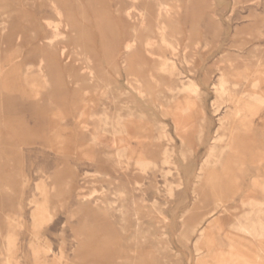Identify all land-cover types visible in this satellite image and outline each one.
<instances>
[{"label": "rangeland", "instance_id": "obj_1", "mask_svg": "<svg viewBox=\"0 0 264 264\" xmlns=\"http://www.w3.org/2000/svg\"><path fill=\"white\" fill-rule=\"evenodd\" d=\"M50 1L63 10L62 21L66 25V29L61 28L65 33L56 51L49 50L44 44L46 37L51 35L46 28V20L57 19ZM162 1L170 6L179 5L177 0ZM178 1L182 6L180 11L175 9L161 20H158L156 5L150 4L149 0L140 2L148 10L150 19L146 33L150 35L152 32L154 37L158 33V38L168 39L175 47L181 48L182 53L183 50L188 51L194 58L188 68L180 64L168 46L165 48L160 45L157 57L151 56L145 49L139 50L148 58L131 57L130 53L122 49L127 39L138 40L146 34L143 30L139 31L134 21L129 20L125 14L130 0H0V264L6 255L11 264H78L83 256L90 262L95 261L100 253L97 250L84 253L78 241L86 233L82 232L85 229H91L93 242L98 243L104 252L108 248L105 254L111 255V264L122 263L119 257L130 255L134 236L140 232L146 241L134 245L136 251H133V255L137 264H196L199 254L206 253V245L203 244L204 250L198 254L196 244L199 233L191 235L189 229V224L201 215L196 208V205L199 206L194 183L215 138L227 134L228 129L237 126L239 121L231 118L222 126V120L232 112L235 104L222 100L216 105L213 84L221 75L220 69H226L233 75L234 98L245 101L253 92L251 81L244 79L243 75L248 71L252 74L255 70L264 72V66L262 69L258 65L259 60L264 61V0ZM61 49L64 51L63 56L59 55ZM75 49L87 52H78L77 59L72 54ZM88 58L95 65L101 64L104 67H85L83 62L87 63ZM45 61L50 66V77L54 85L66 90L59 107L49 104L50 97L46 90L33 85L34 82L40 83V79L26 77ZM174 61L180 64L185 76L194 79L202 90L201 96L194 98L199 107L191 113L189 119L195 130L188 139L192 153L186 161L180 155L183 150L182 140L175 134L172 121L155 107V99L152 98L155 95L154 89L148 88L150 98L142 99L135 92L130 93L127 84L129 70L126 69H130L129 77L132 79H142L151 72L156 77L159 74L157 78L161 83L167 81L170 84L172 82L163 70L164 65ZM125 62L131 66L123 67ZM87 76L95 77L97 86L98 81L105 79L110 84V92L103 94L102 91L94 90L85 82ZM76 80L80 81L81 89L73 84ZM262 89L264 78L258 92L264 93ZM160 96L159 101L163 104L173 98L168 93ZM182 99L183 96H179L177 100ZM137 113L146 114L148 128L142 134V140L151 147L152 157L161 161L162 152L171 148L174 152L173 160L180 166L185 186L177 190L173 198L168 197L162 175L153 172L148 174L142 191L135 185L128 188L131 192L129 198L137 200L133 205L131 200L124 205L118 203L117 209L122 210L124 207L127 213L126 220H123L119 212L110 217L109 211L114 192L120 190L121 184L129 182L128 175L123 172L114 174L108 165H98L94 161L95 152L88 147L89 133L86 126L92 130L94 118L103 115L132 116L136 120L139 117ZM257 116L252 119L250 131L241 130L235 137V148L243 160V174L233 164L232 161L237 158L232 155H229L232 161L225 163L227 157L223 160L227 174L221 176V166L216 172L217 189L222 191L225 204L211 216L220 227L218 232L209 231L212 238H235L237 231L228 225L231 226L234 217L241 212L242 202L260 200L264 196L261 190L252 187L254 180L264 179V106ZM163 123L171 134L170 141L156 139ZM198 129L202 130L201 139ZM97 152L96 157L103 161L98 149ZM86 153H90L92 159L87 158L84 155ZM88 174L95 184L87 182ZM109 176L111 178H107ZM174 179V176L168 177L171 182ZM132 180L140 181L135 176ZM53 182L60 191L52 203L57 202L61 207L56 205L51 221L36 225L34 202L43 200L37 187L43 184L49 189ZM68 182L70 184H66ZM93 187L107 194L103 193V196L96 192L91 199L86 197L90 200L84 199ZM100 196L108 204H99ZM142 200L144 202L140 203ZM154 203H157L164 216L153 211ZM223 207H226L225 210ZM135 213L139 214V219H135ZM85 214L87 220L84 219ZM207 224L203 223L200 228L204 229ZM240 250L249 252L246 247Z\"/></svg>", "mask_w": 264, "mask_h": 264}, {"label": "bare ground", "instance_id": "obj_2", "mask_svg": "<svg viewBox=\"0 0 264 264\" xmlns=\"http://www.w3.org/2000/svg\"><path fill=\"white\" fill-rule=\"evenodd\" d=\"M140 1L141 0H130V5L126 8L125 14L129 20H131L132 22L134 21V24H136V28L139 31L143 30L146 33V31L148 30L149 25H150L149 24L150 19L148 17V13H147L148 10L145 8L144 4L141 3ZM149 1L151 2L150 4H154L157 6L158 20H161L163 18V16L171 13L172 11H175V9H178V11H180V9L182 8V6L178 0H177V4H179V5L177 7H175L174 5L173 6L167 5V4L163 3L162 0H149ZM49 4H51V3H49ZM51 8L56 12L55 14H58V16L62 15V14L64 15L63 10L61 12L55 4L52 3ZM154 13H155V11H154ZM62 18H63V16H62ZM62 24H63V28L66 29V25L64 23H62ZM46 25L49 27H52V29H54V31H55L57 29L56 25H59V24L57 22L55 24V22H52L50 20H46ZM58 30L60 31V29H58ZM55 32H57V31H55ZM149 34L150 35H148L146 33L144 37H141L138 40L127 39L124 42L122 49L124 51H126L127 53H130L131 57H134V56L144 57V56H146L144 54L139 53V50H141V49H143V50L145 49L147 53L151 54V56L153 55L154 57H157L160 52L159 53H156V52L160 50V45H162V46L164 45L165 48H166V46H168L170 48V50H172L173 56L177 57L179 59L178 61L180 62V64H183L184 66H187V68H188V66L192 63V59H194V58L192 55L188 54V51L183 50V53H182L181 48L175 47L172 43H170V41L168 39H165L163 37L158 38V36H160L158 33H157V37H154L152 32ZM47 39H49V36L47 37ZM52 39H49L46 41H48L49 43H53V44H55L58 41V40H56V38H54L53 40ZM59 40H61V39H59ZM138 44L140 45L141 48H139ZM57 46L58 45H56L55 47H57ZM72 54H74V56H75L76 52L73 51ZM180 54H181V56H180ZM63 55H64V52H63ZM249 55H250V53H249ZM88 56H90V55H88ZM181 58L183 61H181ZM228 60H229V58H228ZM230 60H232V59H230ZM259 61H257L260 63L258 65L260 67L264 66V64H263L264 61L263 60H259ZM262 61H263V63H262ZM226 64H228V63H225V65ZM179 65H178V62H176V61H174V63H172L170 65H166V66L164 65L165 68L163 71H164V74L166 75V77L171 80L172 83H170V84H168L167 81H166L167 84L161 83L157 78L159 74L158 75L155 74V75H157V77H156L153 74H151V72H149L142 79H132L129 77L131 75L130 69H126V70H129V74H128L129 79H128L127 84H128L129 90H130V91L129 90L128 91L130 93H131V91L135 92L134 94L135 95L137 94V96L139 98H142V99L150 98V95H148L149 93L147 94L148 88L154 89L155 95L152 96V98L154 97V99H155V104H156L155 107H157L159 109L160 113L165 118H168L172 121L175 134L179 138H181V140H182L183 150L181 151L180 155H181L183 161H186L188 159V156L192 153V148H191V145H190V142L188 141V139L193 134V132L195 130V127L189 123V121H190L189 119H190L191 113L199 107L198 103L194 100V98H199L201 96L202 90H201L200 86L198 85V83L194 79L187 78L185 76V73L180 69ZM129 66H131V65H128L127 63L123 65V67H125V68H127ZM142 66H144V65H141L140 67H142ZM231 69H232V67H231ZM262 69H263V67H262ZM225 70L220 69L221 75L219 76L218 80L213 84V89H214V92L216 94L215 104L218 103V101L221 102L222 100H226L229 103L235 104V108L232 110V112L227 114V116L222 120V123H221L222 126H223L224 122L229 121L231 118L238 119L239 121H238L237 126H235L234 128L230 127V129H228V127H226V130L228 129V133L224 134V135L220 134V136L215 138L214 143L210 146V148L208 147L209 152H206V153H209L208 158L205 157V159L207 158V160L205 161L204 165L200 168V172H199L198 176L196 177L197 181L194 183V190L197 193V203L199 206V207H197V205H196V208H197V210L200 211L201 215L199 216L200 218L198 220H196L194 223L189 224V229H190L191 235L199 233V239H198V242L196 244L198 254L203 249V244L206 245V249H207L205 254H199L198 259L196 261V264H264V196L260 200L253 199V200H249L248 202H246V201L242 202L241 212H239L234 217L235 221L231 224V226L228 225V227H232L233 229H235L237 231L238 235L235 238L221 236L218 239H216V238H212L211 234L209 233V231H213V232L220 231L219 225L217 224V222L212 220L213 218L211 216L225 204V200L222 197V191H219L217 189V184H216V179H217L216 172L218 170H220V168L218 169V167L221 166V169H222L221 176L224 177L227 174V171H226L227 169H226V165L223 164V160L225 157H227L228 159L226 158L225 163L232 161L233 158L230 159V157H229V155L230 156L232 155L235 159L237 158L236 161L235 160L232 161L233 164H236L238 166L237 170L241 173L244 172L243 160L240 159L241 157L238 155L239 152H237V148H235V145H236L235 144V137H236L237 133L241 130L250 131L252 129V122H253L252 119L254 117H256L257 115H259V113L261 112V110L264 106V93L258 92L259 86L261 85L263 78H264V72L263 71H261V70L256 71L255 70V72H253V74L249 73V71H248L245 76L243 75L244 79H246L247 81H251L252 86H250V87L253 89V92H251L248 95V97L245 101H242V99L240 100V99H236V97L234 98V95H233L234 93L232 94V86H233L232 77H233V75L230 74L229 72L225 71ZM237 71H235V72H237ZM242 72L243 71H241V73ZM97 73H96V75H97ZM142 73H143V70L141 69V76H143ZM235 78H237V77H235ZM238 85H239V83H238ZM97 90H98V88H97ZM262 90H264V89H262ZM163 93H168V94L173 96V98H171L168 103L166 102L167 104H163L162 102L159 101V99L161 97L160 95H162ZM132 94H129V95H132ZM179 96H183L182 101L177 100ZM238 97H240V96H238ZM152 104H154V103H152ZM224 104L226 105L228 103H224ZM230 109H231V107H230ZM225 111H226V109H225ZM228 112H230V111H228ZM137 115H139V114L137 113ZM82 116H84V114ZM81 118H83V117H81ZM146 118L147 117H146L145 113H141L139 115V117L136 118V120L132 116L122 117V116L118 115L115 117H111V116L106 115V120H104L102 118L104 121H106V131L107 132H106L105 141H104V136H103L104 134H103L102 129H100V131H98L96 133V135H89L88 147L90 146V147L97 148L100 152L99 155H101L102 158H104V156H105V159L109 163V165L111 166L113 173L118 174L119 172H123V173H126L128 175L127 179L129 182L125 185L121 184L120 190L117 191L116 193L114 192V197L112 198V201L110 203V210H111V211H109V213L111 212L110 217H114L115 212H119L122 219L126 220L125 218L127 216V213L125 211V208L123 207L122 210H118L117 209L118 203L121 202V204L124 205L126 201L131 200V203L133 205L137 200H135V198H131V199L129 198L131 195V192L129 190L130 186L135 185L136 187H140L141 191H142L143 187L145 186L144 180H146V176L152 172L153 173H160L162 175V177L165 179V192H166L168 197L173 198V196H175V192L177 190L182 189L185 186V180L181 176L180 166L176 162H174V160H173V154H174L173 150L169 147L166 148L162 152L163 157H162L161 161H156L152 157L153 152L151 150V147L144 144V140H142L144 137L142 134H144L148 128ZM104 121H103V123H104ZM231 121H233V119ZM208 123H209V121H208ZM82 125H81V128L83 127ZM164 125L165 124L163 123L161 126V131L156 136V139L157 140L166 139L167 141H170L172 139L171 134L167 131V129ZM135 127H138V128L135 129ZM198 127H199V125H198ZM208 129H209V127H208ZM86 130L88 131L89 127L86 126ZM198 132L197 133L199 134V138L201 139L202 138V130L199 131V129H198ZM197 142H199V141H196V143ZM84 155L87 158H91V156H89L88 153H86ZM58 168H61V166ZM187 171H188V169H187ZM175 172H176V176H175ZM134 176L138 177L140 179V181H134L133 182L132 179ZM170 176H174V177H176V179H174V181L171 182L168 180V177H170ZM194 177H195V175H194ZM107 178H111V176H109ZM220 179H222V178H220ZM245 179H246V177H245ZM222 182H224V181H222ZM66 184H70V183L68 182ZM89 184H92V183H89ZM98 184H99V182H98ZM242 184H243V182H242ZM229 186H230V184H229ZM252 187L255 189L261 190V192L264 195V179L262 181L254 180L252 182ZM58 188L59 187L54 182L49 189H47V187H45V186H42L40 188V190L42 191V194H43V201L41 203L37 204L36 209L33 213L36 225L47 223L53 219V217L55 215L56 208L58 205H57V202H56V204H53L52 199L54 200V199L58 198V194L60 191V190H58ZM96 192L102 194L103 196H104V194L105 195L107 194V193H105V191L101 193L99 190H97L95 187H93L92 190L89 192V194H87L85 196L84 199H87L86 197H88V198L92 197L93 193H96ZM217 192H220V193H217ZM215 193L217 194V196L215 195ZM166 194H165V196H166ZM63 195H64V193H63ZM103 196H100L101 199L98 203L102 204V205L103 204L106 205L108 203L104 202L105 199ZM80 197H82V196H80ZM66 198H68V197H66ZM78 198H79V196H78ZM87 200H89V199H87ZM168 200H170V199H168ZM65 201L67 202V200H65ZM146 201H148V200H146ZM143 202H144V200H142V202H140V203H143ZM62 203H63V201H62ZM59 207H61V206H58V208ZM225 208L226 207H223L222 209L225 210ZM36 210H37V212H36ZM229 210H228V212H229ZM60 211H62V210H60ZM153 211L155 213H157L158 215L164 216L162 210L158 207L157 203H154ZM236 213H237V211H236ZM86 215L87 214H85L84 219L87 220ZM134 215L133 216L135 217V219L136 218L139 219L138 213H135ZM205 222H207L208 224L206 225V227L204 229H201L200 227ZM84 224L86 225V223H84ZM182 227H181V229H183ZM82 232H86L83 235H81V237L78 239L80 244L83 246L82 251L85 253V252H88L89 250H97L98 253H100V255L97 256L95 261H92V262H90L87 259V257L83 256L81 258L82 261L79 260L78 264H111L110 259H109V257L111 255L109 256V255L105 254L106 251H108V248L104 252L102 250V247L100 245H98V243L93 242L94 240L92 239L91 229H85ZM135 236H137V237H135ZM135 236H134V245H137V242L141 243V242L146 241L145 238L143 237V235L141 234V232H140V234L138 233ZM162 243H164V242H162ZM134 245H133V247H130V249H129L130 255H128V256L123 255L124 257L123 256L119 257V255H118L119 259H121V261H122V263H119V264H137V259L133 255V251H136V246H134ZM159 245L157 246V249H158ZM165 245H166V247L165 246L164 247L167 248V243ZM108 246H109V244H108ZM161 246H160V250L162 249ZM125 247H126V245H125ZM241 247H246L249 250V252L246 253V252L240 250ZM104 248H105V246H104ZM122 252L124 253L125 250H123ZM46 253H48V252H46ZM173 254H174V252H173ZM4 257L5 258L3 259L2 264H11L9 261L10 258L7 255ZM158 258H160V257H158ZM58 259L61 260V257H59ZM107 259H109V261ZM166 262H168V261H166ZM145 264H149V262H147ZM169 264H171V263H169Z\"/></svg>", "mask_w": 264, "mask_h": 264}, {"label": "crops", "instance_id": "obj_3", "mask_svg": "<svg viewBox=\"0 0 264 264\" xmlns=\"http://www.w3.org/2000/svg\"><path fill=\"white\" fill-rule=\"evenodd\" d=\"M49 3H51L50 4V6L52 5V3L53 4H55L56 6H57V8H59V10L62 12V9L55 3V2H52V1H50ZM53 10V9H52ZM53 12L54 13H56L54 10H53ZM56 16H57V19L55 20V21H52V22H55V24H56V22L59 24V25H56V30L55 31H57V32H55L54 31V29H52V27H49V26H47L46 25V28L50 31V33H51V35L49 36V39H54V38H56V40H58L55 44H53V43H49L48 41H46V40H49V39H47V37H46V39H45V42H44V44H45V46L49 49V50H54L55 49V51L57 50V47H55L56 45H59L60 43H61V41L62 40H59L62 36H63V34L65 33V32H63L62 30H61V28H63V21H62V16H63V14L62 15H59L58 16V14H55ZM51 21V20H50ZM61 21V22H60ZM51 29V30H50ZM58 29H60V31L58 30ZM64 29V28H63ZM55 32V33H54ZM58 38V39H57ZM52 39V40H53ZM55 45V46H54ZM73 51H75L76 52V54L78 53V52H81V51H86V50H83V49H75V50H73ZM63 50L61 49L60 50V53H59V55L60 56H63ZM87 52V51H86ZM62 53V54H61ZM76 56V58H77V55H75ZM77 61H80V60H77ZM86 62L87 63H85V62H83V64L85 65V67H101V66H103V65H101V64H98V65H95V63H94V61L92 62V59H87L86 60ZM94 64V65H93ZM110 65V64H109ZM104 67V66H103ZM49 72V73H48ZM30 77V76H34V77H37L38 79H40L41 80V82L39 83V82H34L33 83V85L35 86V87H37V88H42V89H44V90H46L47 91V93H48V95H49V97H50V99H49V104L52 106V105H56L57 107H59V103L60 102H62V100L64 99L63 98V95H64V93H65V89L64 88H62L61 86L59 87L57 84L56 85H54V82H53V80L51 79V77H50V66H49V64L45 61L44 63H41V64H39L37 67H36V69H35V71H32L31 73H29V74H27L26 75V77ZM92 80H91V79ZM85 82H87L89 85H91V87H93V89L94 90H96V91H102V93L103 94H107L108 92H110V84L105 80V79H103V81H98L97 83H98V86H97V84H96V81H95V77H91V76H87V79H86V81ZM73 84H75V86H76V88L78 87L79 89H81L82 87H81V85H80V81H74L73 82ZM106 85H108L107 86V89H106ZM97 88H98V90H97ZM83 90H85V88L83 89ZM84 92H86L87 93V90H85ZM53 97H57L56 99H53ZM58 97H59V99H58ZM59 101V102H58ZM77 101V100H76ZM64 102V101H63ZM75 104H77V102H75ZM104 120H106V115H103V117H102ZM101 117L100 118H94V120H95V123H94V128L91 130V129H89L88 130V133H89V135H96V133L98 132V131H100V129H102L103 130V136H104V141H105V139H106V121H104L103 119H102ZM103 121H104V123H103ZM91 149L95 152V155H94V161L98 164V165H101V164H106V165H108L109 167H110V170H111V166L109 165V163L106 161V159H105V156H104V159H103V161L100 159V158H97L96 157V155H97V148H95V147H91ZM89 154V156H91L90 155V153H88ZM0 157H2V155H1V152H0ZM89 159H92V156H91V158H89ZM97 174H98V172H97ZM108 174V173H107ZM87 177L89 178L88 179V183L89 182H91L92 184H94L95 182H93L92 180H90V174H88L87 175ZM42 186H44L43 184H41V185H38V190L40 191V194H41V196H42V198H43V194H42V191L40 190V188L42 187ZM96 193H93V195H92V197L95 195ZM91 199V198H90ZM89 199V200H90ZM43 200H41V201H39V202H34L35 204H36V206H37V204H39V203H41ZM94 204V203H93ZM36 209V208H35ZM11 218V217H10ZM11 220H14V218H11Z\"/></svg>", "mask_w": 264, "mask_h": 264}]
</instances>
